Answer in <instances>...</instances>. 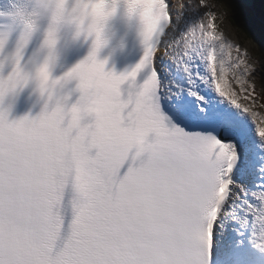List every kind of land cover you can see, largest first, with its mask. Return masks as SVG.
<instances>
[{
	"label": "snow or ice",
	"instance_id": "obj_1",
	"mask_svg": "<svg viewBox=\"0 0 264 264\" xmlns=\"http://www.w3.org/2000/svg\"><path fill=\"white\" fill-rule=\"evenodd\" d=\"M145 2L133 70H73L99 99L88 127L0 110V264H264V119L232 86L257 104L255 69L206 0L178 4L202 14L172 44L173 5Z\"/></svg>",
	"mask_w": 264,
	"mask_h": 264
},
{
	"label": "clouds",
	"instance_id": "obj_2",
	"mask_svg": "<svg viewBox=\"0 0 264 264\" xmlns=\"http://www.w3.org/2000/svg\"><path fill=\"white\" fill-rule=\"evenodd\" d=\"M149 7L145 0H0V82L6 88L2 102L7 99L11 107L30 88L35 103L43 105L41 112L59 110L69 123L75 114L79 125L88 127L99 99L91 85L87 91L82 87L73 70L93 54L107 64L116 48L104 60L100 55L109 49L112 22L118 16L124 23L135 21L139 36L140 17L132 10ZM77 43L88 46L87 55L55 75L63 67V53Z\"/></svg>",
	"mask_w": 264,
	"mask_h": 264
},
{
	"label": "rangeland",
	"instance_id": "obj_3",
	"mask_svg": "<svg viewBox=\"0 0 264 264\" xmlns=\"http://www.w3.org/2000/svg\"><path fill=\"white\" fill-rule=\"evenodd\" d=\"M217 2L219 3L220 8L219 7L215 8V4H217ZM206 3L213 6L210 8V11H213L217 16V19L215 21L217 25V32L223 33L225 35L226 42H231L233 44V53H232L233 58L239 56L240 59L245 60L250 67L255 69L256 78L253 80L251 77H249V80L251 81L252 84H254L255 89L257 88L259 89L258 91H263L261 76L264 70V37H259L257 35L252 38L244 37L238 29L234 28L228 22V20L223 17V11L221 9H224L226 7L234 8L233 0H206ZM183 14L187 17L182 19L178 24L177 29L174 32L177 35H174V39L170 41V44H172L174 41L177 40L176 38L179 34H180L179 40L181 39V33L184 31V29H186L189 26L191 22L196 21L200 18L202 14V10H199L195 13H193L190 10H187L186 12L184 11ZM237 45L240 47L239 53L235 51ZM164 58L166 61V64L164 63V65L165 66L170 65L171 61L167 57ZM229 78L231 80V73L229 74ZM232 86L237 91V98H239L243 106L251 107L253 111L258 112L259 114L258 119H264V108H261L257 104L255 105L252 104L251 98L245 100L244 95H246L247 93L241 94L239 88L235 85L234 82H232Z\"/></svg>",
	"mask_w": 264,
	"mask_h": 264
},
{
	"label": "trees",
	"instance_id": "obj_4",
	"mask_svg": "<svg viewBox=\"0 0 264 264\" xmlns=\"http://www.w3.org/2000/svg\"><path fill=\"white\" fill-rule=\"evenodd\" d=\"M223 2V1H222ZM234 8L226 7L221 9L223 11V17L236 29H238L244 37L252 38L254 36L264 37V12H262L259 6V0H254V4L257 6L253 9L243 8L242 4L238 0H233ZM220 5L217 2L215 8ZM226 9V10H225ZM261 83L263 85V91L255 89L257 105L264 103V70L261 76Z\"/></svg>",
	"mask_w": 264,
	"mask_h": 264
},
{
	"label": "bare ground",
	"instance_id": "obj_5",
	"mask_svg": "<svg viewBox=\"0 0 264 264\" xmlns=\"http://www.w3.org/2000/svg\"><path fill=\"white\" fill-rule=\"evenodd\" d=\"M168 2L170 3V4H172L173 5V9H172V11H173V23H172V25H170V27L166 30V32H167V36L166 37H164V38H162V41H164V44H170V41L172 40V39H174V35H177V34H175L174 32H175V30L177 29V26H178V24L180 23V21L182 20V19H184L185 17H187V16H185L184 14H186V13H184L183 14V12L185 11H187V10H180L179 8H178V4L180 3V2H182V0H168ZM179 15V19H177V16ZM184 15V16H183ZM187 19V18H186ZM187 21V20H186ZM173 34V35H172ZM171 35H172V37H171ZM180 35V34H179ZM179 35L177 36V40L176 41H178L179 40ZM170 39V40H169ZM168 40H169V42H168ZM169 50V49H168ZM164 52H165V47H161L160 48V50H158V53H157V56H162L163 57V54H164ZM163 63H165L166 64V61H165V58H164V61H163Z\"/></svg>",
	"mask_w": 264,
	"mask_h": 264
},
{
	"label": "water",
	"instance_id": "obj_6",
	"mask_svg": "<svg viewBox=\"0 0 264 264\" xmlns=\"http://www.w3.org/2000/svg\"><path fill=\"white\" fill-rule=\"evenodd\" d=\"M242 5L244 4H249V3H253L254 4V0H238ZM253 9V8H251Z\"/></svg>",
	"mask_w": 264,
	"mask_h": 264
}]
</instances>
